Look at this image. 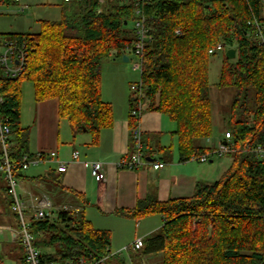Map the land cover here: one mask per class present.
Wrapping results in <instances>:
<instances>
[{"label": "trees", "instance_id": "obj_1", "mask_svg": "<svg viewBox=\"0 0 264 264\" xmlns=\"http://www.w3.org/2000/svg\"><path fill=\"white\" fill-rule=\"evenodd\" d=\"M262 2L150 0L145 6L152 40L141 56V97H129L131 149L140 115L155 111L175 126L179 161L214 150L196 143L212 136L208 59L227 48L236 51L233 59L223 53L216 83L234 89L226 120L230 150L224 153L230 163L214 182H197L189 196L142 199L131 210L117 211L133 219L161 216V226L144 238L138 254L161 253L162 264H264V156L253 151L264 146V46L252 25L253 19L264 22ZM59 8L58 19L41 20L35 33H0V39H24L27 49L17 76L0 68V113L11 127L9 158L17 169L24 154H34L28 150V128L20 125L22 83L32 84L36 102L56 99L58 116L72 136L86 132L96 145L113 123L112 106L101 99L100 64L126 56L136 39L133 8L118 0H61ZM217 44L222 49L209 53ZM35 179L62 189L54 170ZM0 202L16 222L1 174ZM29 226L42 258L53 264H75L79 258L87 264H126L109 254L110 231L94 228L82 211L56 209L51 216L31 218Z\"/></svg>", "mask_w": 264, "mask_h": 264}, {"label": "crops", "instance_id": "obj_2", "mask_svg": "<svg viewBox=\"0 0 264 264\" xmlns=\"http://www.w3.org/2000/svg\"><path fill=\"white\" fill-rule=\"evenodd\" d=\"M30 1L27 0L28 8ZM18 4H21L20 1L14 3L9 0L5 6L14 9L13 14L17 15ZM25 83L30 82L22 83L20 125L29 131L28 150L31 153L55 151V156L51 162L20 170V189L33 194L46 193L56 208L82 211L94 228L110 231V252H118L127 247L139 253L140 249L134 250L129 245L136 238L144 240L146 236L155 233L161 226V216L153 214L133 219L119 215L117 211L131 210L142 199L165 201L189 196L195 184L200 182L193 168V164L198 165L199 162L192 159L181 162L178 152L172 150V147L175 149L173 139H176L173 134L174 124L159 112L144 111L137 127L142 145L149 151L145 157L149 159L136 169L121 168L117 163L133 150L128 126L129 100L125 106H114L108 101L112 106L113 123L100 132L98 144L91 145L90 136L86 132L72 136L68 122L58 116L56 99L36 102L32 84L29 86ZM223 134L211 138L208 144L224 142ZM167 138L168 142L165 141ZM74 153L77 154L76 159L72 158ZM59 161L67 163L64 172L57 170ZM85 161L102 163L103 180L96 181L91 176L89 167L84 165ZM153 162H162L163 166L153 168ZM50 170L60 175L62 189L35 179L46 176ZM11 220L10 215L5 214L0 207V235L4 244L2 255L11 264H23L22 248L14 233L16 222Z\"/></svg>", "mask_w": 264, "mask_h": 264}, {"label": "built area", "instance_id": "obj_3", "mask_svg": "<svg viewBox=\"0 0 264 264\" xmlns=\"http://www.w3.org/2000/svg\"><path fill=\"white\" fill-rule=\"evenodd\" d=\"M7 0H0V6L5 5ZM9 1V0H8ZM14 3H18L20 0H11ZM70 1V0H64ZM105 0H97L98 3L102 4ZM122 5H130L133 8L135 14V20L133 22V28L135 31L136 39L129 49L138 57V63L135 64V68L141 70V56L145 45L152 40L151 36L148 35L149 27L146 25V17L144 16V9L150 3V0H118ZM28 8L27 4H18V12H22ZM253 29L258 42L264 46V22L257 19L252 20ZM222 44H217L215 49L209 50L212 53L215 50H221ZM27 49L26 42L24 39L19 38H3L0 39V68L3 73L8 77L17 76L26 60ZM133 91V98L139 99L142 94V83L141 81L137 84L130 86ZM3 98L0 96V104ZM142 105L138 104L137 109L131 110L132 115H137L138 110ZM133 150L127 156L122 158L117 165L121 168L136 169L138 166L146 161V157L143 156L141 151L142 142L141 134L138 127L134 128L133 132ZM228 131L224 132V142H220L208 154H203L198 159L192 158V160L207 161L210 155L219 154L223 155L225 152L230 150V145L226 140L230 138ZM11 138V127L8 122V118L0 113V174L6 181L8 186V193L12 197V209L16 212V228L14 233L18 237L19 243L23 252V264H53L42 258L40 250L34 245V235L30 231V219H39L45 216H51L52 212L56 209H67L66 207L56 208L49 196L40 192L33 194L29 191L20 189L18 184V178L16 174L20 170H25L29 166H34L44 162H51L54 159L55 151L47 152H36L33 156L28 157L26 154L22 156L19 168L14 165L9 158V145ZM257 154L264 156V146H257L253 149ZM72 158L76 159L77 154L74 153ZM85 166L89 167L91 176L96 181H101L104 178L102 171V163L100 161H85ZM153 168H160L163 166L162 162H153ZM67 163L59 161L57 170L64 172L66 170ZM132 249L138 250L143 246L142 238H136L130 245ZM128 251L127 247H123L118 252H110L109 254H119L121 251ZM105 258H101L98 262H102ZM75 264H87L81 258Z\"/></svg>", "mask_w": 264, "mask_h": 264}, {"label": "rangeland", "instance_id": "obj_4", "mask_svg": "<svg viewBox=\"0 0 264 264\" xmlns=\"http://www.w3.org/2000/svg\"><path fill=\"white\" fill-rule=\"evenodd\" d=\"M30 2L31 6L29 5V8L25 9L23 12H19L17 15L13 14L14 9H9V7H6L5 5L0 6V33L6 35L12 33H35L39 30V22L41 20L58 19L61 0H32ZM20 3L28 4L27 0H20ZM260 16L264 18V2H262ZM223 53L224 51H217L216 53L211 54L208 59L212 136L205 140H197L196 143L199 144L208 145L211 138H218L219 135L223 134L228 127L226 120L229 115V107L234 89L231 87L218 88L216 86L222 64ZM125 55L128 58L127 61H124L121 57L114 59L109 58L103 60L99 67L101 99L104 102L111 101L114 106H125V104H128V97H130L133 92L130 86L140 82V70L134 67L135 64L138 63V57L130 50H127ZM25 84H29V86H31L30 83ZM23 86L26 87V85ZM22 103L21 91V105ZM21 111L22 107L20 106V115ZM168 139L169 138L165 141L168 142ZM172 143L175 148L173 149L172 147V150L177 153V140L174 138ZM141 151L144 157L149 153L143 145ZM211 159V162H209V160H195L199 163L198 165L193 164L194 172L198 173L200 182H214L221 176L222 172L230 163V157L225 154H213ZM1 236L2 235H0V264H11L8 261L9 259L4 258L2 255V248L4 247V244L1 242ZM118 256L123 258L126 264H162L161 253L149 256L138 254L132 250H128L127 252L123 250L118 254Z\"/></svg>", "mask_w": 264, "mask_h": 264}, {"label": "water", "instance_id": "obj_5", "mask_svg": "<svg viewBox=\"0 0 264 264\" xmlns=\"http://www.w3.org/2000/svg\"><path fill=\"white\" fill-rule=\"evenodd\" d=\"M235 49L234 48H227L224 52V56L227 58V59H233L235 57ZM124 61H127L128 58L126 56H123L122 58ZM146 160H148L149 158H145Z\"/></svg>", "mask_w": 264, "mask_h": 264}]
</instances>
